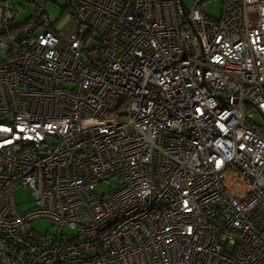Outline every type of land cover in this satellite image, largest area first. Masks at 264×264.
<instances>
[{
  "label": "built area",
  "instance_id": "2783aa9c",
  "mask_svg": "<svg viewBox=\"0 0 264 264\" xmlns=\"http://www.w3.org/2000/svg\"><path fill=\"white\" fill-rule=\"evenodd\" d=\"M45 1L0 0V264H264V0Z\"/></svg>",
  "mask_w": 264,
  "mask_h": 264
},
{
  "label": "rangeland",
  "instance_id": "374dc122",
  "mask_svg": "<svg viewBox=\"0 0 264 264\" xmlns=\"http://www.w3.org/2000/svg\"><path fill=\"white\" fill-rule=\"evenodd\" d=\"M195 0H182L184 9L189 11ZM7 7L11 9L13 14V22L15 24L22 23L33 15L36 10V4L32 0H3ZM201 10L207 17L218 19L221 15L222 0H207L201 4ZM44 11L53 20L52 30L59 31L69 20V12L66 7V0H46L44 3ZM96 42L91 39L87 43L88 48H93ZM248 113H251V123L264 125V119L256 111L255 108L249 107ZM107 187L99 188L98 192L107 191ZM13 196L17 202L20 212L30 209L34 205V197L29 189L16 187L13 190ZM31 228L37 233L45 234L51 232V223L49 219L42 218L31 222ZM231 251V247L228 248Z\"/></svg>",
  "mask_w": 264,
  "mask_h": 264
},
{
  "label": "trees",
  "instance_id": "16d2710c",
  "mask_svg": "<svg viewBox=\"0 0 264 264\" xmlns=\"http://www.w3.org/2000/svg\"><path fill=\"white\" fill-rule=\"evenodd\" d=\"M66 7H67V5H66ZM30 20V17L28 18V19H26L24 22H22V23H18V24H15L14 23V25L12 26V28L14 27V28H17V27H20V26H22V25H24L25 23H27L28 21ZM43 25V24H42Z\"/></svg>",
  "mask_w": 264,
  "mask_h": 264
},
{
  "label": "water",
  "instance_id": "95a60500",
  "mask_svg": "<svg viewBox=\"0 0 264 264\" xmlns=\"http://www.w3.org/2000/svg\"><path fill=\"white\" fill-rule=\"evenodd\" d=\"M36 5L39 3V0H32ZM180 4L182 5V0H179Z\"/></svg>",
  "mask_w": 264,
  "mask_h": 264
},
{
  "label": "bare ground",
  "instance_id": "6f19581e",
  "mask_svg": "<svg viewBox=\"0 0 264 264\" xmlns=\"http://www.w3.org/2000/svg\"><path fill=\"white\" fill-rule=\"evenodd\" d=\"M216 21L218 20V19H215Z\"/></svg>",
  "mask_w": 264,
  "mask_h": 264
}]
</instances>
